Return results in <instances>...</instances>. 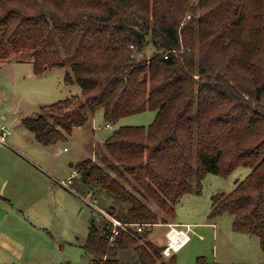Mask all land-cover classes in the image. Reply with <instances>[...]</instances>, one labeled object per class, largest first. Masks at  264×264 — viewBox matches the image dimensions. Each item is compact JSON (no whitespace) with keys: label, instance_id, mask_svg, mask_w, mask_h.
<instances>
[{"label":"trees","instance_id":"1","mask_svg":"<svg viewBox=\"0 0 264 264\" xmlns=\"http://www.w3.org/2000/svg\"><path fill=\"white\" fill-rule=\"evenodd\" d=\"M24 50L35 73L70 62L65 77L81 87L22 119L41 143L100 108L107 121L156 111L147 125L115 128L100 162L78 163L80 187L115 197L113 216L147 223L137 236L119 229L111 238L113 224L92 216L83 244L91 264H119L129 246L140 264H175L147 238L159 217L136 192L174 216L206 173L240 165L251 170L213 196L211 214H232L233 228L257 235L264 250V0H0V61ZM195 264L222 263L198 255Z\"/></svg>","mask_w":264,"mask_h":264},{"label":"rangeland","instance_id":"2","mask_svg":"<svg viewBox=\"0 0 264 264\" xmlns=\"http://www.w3.org/2000/svg\"><path fill=\"white\" fill-rule=\"evenodd\" d=\"M152 53L146 49V57ZM67 72L72 74L68 61L35 73L30 50L14 52L0 61V126L9 131V144L0 143V193L11 197L0 200V254L7 263L91 264L92 255L83 244L94 209L84 199L91 198L88 191L78 185V163L85 158L100 162L104 140L115 128L147 125L156 113L146 109L107 121L100 108L71 133L53 143H41L22 119L38 113L45 103L82 95L80 85L66 79ZM250 170V166L240 165L225 176L206 173L199 192L194 189L177 200L174 216L162 212L146 193L136 192L137 183H123L158 214L159 222L151 227L149 240L166 242V222L160 221L163 217L167 222H182L183 228L186 223L193 226L189 240L173 252L175 264H195L198 255L222 264H264L257 235L234 229L233 216L227 211L211 214L213 196L230 191ZM94 198L105 211L118 208L115 197L107 191L97 190ZM144 240L143 236L139 242ZM117 259L119 264H140L134 246L119 250Z\"/></svg>","mask_w":264,"mask_h":264},{"label":"built area","instance_id":"3","mask_svg":"<svg viewBox=\"0 0 264 264\" xmlns=\"http://www.w3.org/2000/svg\"><path fill=\"white\" fill-rule=\"evenodd\" d=\"M1 138L3 139V136H1ZM88 194L91 196V198L84 196V199L93 207L94 215H96L97 217L103 216L113 224L111 238H113L118 233L119 229H122L126 232H130L134 236H137L138 233L142 232L145 225H147V223H135V224L124 223L117 217L113 216L111 212L105 211L98 206L97 200L96 198H94L93 191L90 190ZM166 225H168V228L165 231L166 242L164 243L162 253L168 256L172 253V251L177 250L190 238L189 231H192V227L190 224H185V228L178 227L176 224L173 223H166ZM131 226H135L136 230L131 231ZM0 264H8V263H0Z\"/></svg>","mask_w":264,"mask_h":264},{"label":"crops","instance_id":"4","mask_svg":"<svg viewBox=\"0 0 264 264\" xmlns=\"http://www.w3.org/2000/svg\"><path fill=\"white\" fill-rule=\"evenodd\" d=\"M12 54H13V53H12ZM12 54H11V55H12ZM8 134H9V131L5 130V129H4V126L1 125V126H0V143H3V144H9L8 141H7V135H8ZM1 136H3V139L1 138ZM3 191H4V189H3ZM9 198H11V197L4 196L3 193H0V200H2V199L7 200V199H9ZM166 223H173V224H176L178 227H181L180 225H183L182 222H177V221H175V220H173V219H172V221H168V222H166ZM186 224H190V223H186ZM190 225H191V224H190ZM191 227H192V230H193V226H192V225H191ZM167 228H168V225H166V230H167ZM166 230H165V231H166ZM164 235H165V232H164ZM150 240L153 241L152 238H150ZM188 240H189V239H188ZM188 240H187V241H188ZM187 241H186V242H187ZM186 242H185V243H186ZM185 243H184V244H185ZM184 244H183V245H184ZM181 246H182V245H181ZM181 246H180V247H181ZM180 247H179V248H180ZM179 248H178V249H179ZM178 249H177V250H178ZM177 250H175V251H177ZM175 251H172V253L175 252ZM172 253H171V254H172ZM171 254H170V255H171ZM1 258H2V257H1V254H0V263H7V262H4ZM8 264H12V263H8Z\"/></svg>","mask_w":264,"mask_h":264}]
</instances>
